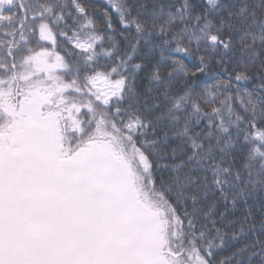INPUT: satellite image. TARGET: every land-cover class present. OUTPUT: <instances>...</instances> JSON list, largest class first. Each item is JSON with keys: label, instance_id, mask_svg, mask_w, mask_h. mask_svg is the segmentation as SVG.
I'll use <instances>...</instances> for the list:
<instances>
[{"label": "snow or ice", "instance_id": "obj_1", "mask_svg": "<svg viewBox=\"0 0 264 264\" xmlns=\"http://www.w3.org/2000/svg\"><path fill=\"white\" fill-rule=\"evenodd\" d=\"M0 264H264V0H0Z\"/></svg>", "mask_w": 264, "mask_h": 264}]
</instances>
